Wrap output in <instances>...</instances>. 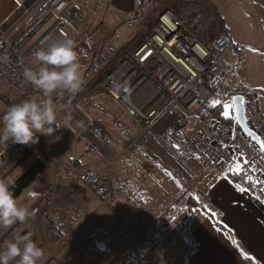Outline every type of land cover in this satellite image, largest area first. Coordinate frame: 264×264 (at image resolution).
Here are the masks:
<instances>
[{
    "label": "crops",
    "instance_id": "0c3cea01",
    "mask_svg": "<svg viewBox=\"0 0 264 264\" xmlns=\"http://www.w3.org/2000/svg\"><path fill=\"white\" fill-rule=\"evenodd\" d=\"M82 1L86 2L89 13V22L79 32L77 40L78 42L82 39V44L63 51L48 66L41 79L35 82L29 81L24 74L4 61L3 51L0 48V87L3 88L1 91L6 96L1 95L9 102L7 104L12 111L23 118L21 123H15L12 132L3 135L1 140L0 194L6 191L36 160L40 159L43 150L49 151V159L43 160L47 165L44 174L38 177L0 216V225H6V234H12L11 232L15 231L10 239L11 242L21 234H28L34 246L41 241L42 230L44 228L52 230L51 226L65 234L68 229L74 228L76 222L75 218L67 219V211L61 201L81 203L86 201L87 196L90 197L68 172L69 168L78 169L83 157L93 150L89 142L83 141L84 139H75L78 122L74 120L73 123H67L64 118H56L55 112L42 111L37 114L39 135L33 134L31 138L26 131L20 130L27 129L26 123L33 118L29 110L34 108L30 107L28 110L26 108L28 95L38 94L35 90L41 91L44 86L55 84L57 81L58 83L67 81L74 84L76 89L82 88L75 96L70 97L69 103L73 105L80 99V94L85 89L84 85L77 86L78 80L80 83L84 82L83 84L94 81V86L88 89L84 94L85 97L88 98L89 95L97 92L96 80H94L96 78L91 70V73L88 72L90 67L86 72H82L79 64L74 62L69 66L66 65V60L74 51H78L77 56L82 58L83 54L80 51L89 44L83 40L91 35L93 29L89 30V28L94 20L93 15L94 13L96 17L101 15L103 12L101 6L107 7L112 16H121L134 13L139 5L138 0ZM252 1L264 11V0ZM58 2L59 0H0V25L10 28V35L16 40L32 35L33 44L53 51L73 33L70 12L76 6L73 4L63 13L56 14L55 7ZM51 13L62 19L59 26H57L56 17L47 20ZM218 16L226 23L222 15L218 14ZM218 32L219 35L225 36L220 28ZM56 35H61L60 39H56L54 37ZM227 39L229 48L233 47L242 54L244 47L246 54L245 57L238 55L230 60L227 56L228 48L224 55L226 83L215 95V99L224 103L226 98H230V101L236 95L249 90L256 91L260 110L264 116V29L262 33L249 37V40H242L234 32ZM82 59L84 61V57ZM29 61L30 66H35L44 62V59L40 55H35L30 57ZM232 64L238 68L239 72L235 79L229 69ZM7 68L16 73L15 78ZM37 87L40 88L36 89ZM229 101L225 103L226 112L224 113L226 114L231 108ZM115 103L123 109L118 102ZM0 112L3 116H7L3 109H0ZM206 115L204 119L208 126L219 123L211 114L206 113ZM51 117L55 118L54 123L48 121ZM199 122L195 118L193 123L197 127ZM159 125L143 136L138 129L136 138L126 140L129 143L125 144L120 155L109 156L110 158L105 156L102 161L103 164L111 163V166H114L119 158L124 157L123 161L121 160L124 165L119 167L117 173L110 171L103 176V179L111 184L114 200L108 209L102 210H106L117 220L110 221L105 216L101 218L112 231L114 230L115 246H128L120 250L113 247L117 250L114 256L118 254V259L133 248L131 264H264V211L252 199L245 196L236 185L238 176L244 171H249L250 176L253 175L252 167L246 165L240 157H235L232 165L227 169L215 164L205 169L200 165L199 160H196L197 163L193 164L196 166L195 174L192 175L196 182L192 186H196L197 189L188 196L189 190H186L185 185L182 186L173 177L172 167H167L168 164L165 161L160 163L162 160L151 157H149L151 159L137 161L130 157L132 155L130 151L140 141L141 148V146H147L150 139L155 140L170 134L172 128L169 125L162 127ZM184 146L180 149H184ZM146 150L149 154L151 148L148 147ZM31 151L37 155L33 160L29 158ZM142 156L146 155L142 153ZM206 159L207 162H212L211 159L207 157ZM103 166L104 172L106 165ZM161 169L164 173L158 174L157 170ZM183 177L185 175L181 176ZM74 209L78 212L80 208L74 207ZM83 214L80 212L81 216ZM117 225H119L118 229H116ZM129 233L132 236L130 245L131 237L127 235ZM61 237L53 231L48 249L41 255L42 258H38V261L33 264H38L45 259L50 250H58ZM10 257L16 261L14 250H11Z\"/></svg>",
    "mask_w": 264,
    "mask_h": 264
},
{
    "label": "built area",
    "instance_id": "2783aa9c",
    "mask_svg": "<svg viewBox=\"0 0 264 264\" xmlns=\"http://www.w3.org/2000/svg\"><path fill=\"white\" fill-rule=\"evenodd\" d=\"M73 4L76 5L70 12L73 33L53 51L33 44L32 35L16 40L10 35V28L0 25L4 61L29 81L39 80L54 59L77 42L79 32L89 22L87 5L82 0H59L56 14L63 13ZM52 17H56L54 13L47 20ZM205 20L206 9L200 0H156L155 9L144 18L139 28V38L120 52L118 58L113 53L92 71L96 78L95 88L103 90L123 107L136 123L141 136L168 119L180 122L198 119L200 122L192 136L195 150L226 169L235 157L252 167L253 175L240 174L236 185L264 211V152L238 127L227 123L210 127L204 119L208 102L226 83L224 55L229 48V40L223 35L207 38ZM56 23L57 26L62 23L59 16ZM35 55H40L44 62L30 66L29 59ZM239 95L245 100L249 128L264 143V116L258 93L249 90ZM229 99H224V103ZM0 109L7 113L3 116L0 112L1 144L3 135L11 133L15 123L22 121L1 98ZM64 120L73 123V114L67 111ZM95 127L91 120L79 123L75 139L91 137ZM68 172L101 209L111 206L114 193L109 181L90 167L69 168ZM81 231L95 241L103 242L111 236L110 226L93 212L85 218L81 229H68L59 239L58 250H50L38 264H73ZM14 232L0 240V264H33L42 258L53 235L50 228H44L41 241L33 246L28 234H21L11 242ZM11 250H14L16 261L10 257ZM111 251L116 253L117 250L113 248ZM133 255L131 248L112 264L127 261Z\"/></svg>",
    "mask_w": 264,
    "mask_h": 264
},
{
    "label": "rangeland",
    "instance_id": "374dc122",
    "mask_svg": "<svg viewBox=\"0 0 264 264\" xmlns=\"http://www.w3.org/2000/svg\"><path fill=\"white\" fill-rule=\"evenodd\" d=\"M200 1L203 3L206 9L205 26L208 28L206 34L207 38H214L219 35V23L217 21L218 14L222 15V17L226 20L225 28L228 29H225L224 35L227 38H229L234 32L239 35L242 40H249V37L262 33L264 29V11H262L260 7H258L252 0ZM84 3L86 2L84 1ZM101 8L103 9V12L99 17L95 16L96 13L93 15L94 20L90 25L91 28H89V30L93 29L91 30V35L83 40L84 42L89 43L88 46L84 48L83 56L87 55L85 61H83L80 56H76V51H74V48L82 44V39L73 45L74 48L71 49V51L74 52L67 59H77L75 64L80 65L83 70L82 72H86L88 70V68L91 66L92 59L96 61L97 65L98 62H102V60L106 58L107 55L115 53L114 55H116L118 58L117 55L121 54L120 52L129 48L139 38V28L142 26L144 18L151 14L155 9V0H144L143 5L137 9V11L128 15L112 16L110 10L107 7L101 6ZM138 14L139 17H137ZM54 37L56 39H60L61 35H56ZM245 50L246 48L243 47L241 51L242 54H240L237 52V49L235 50L233 47L229 48L227 52V56L229 57L228 59L232 60L238 55L245 57ZM95 52L97 53L96 55H94ZM91 56L93 57L91 58ZM229 69L230 73L233 74L235 79L236 75L239 74L238 68L232 64L230 65ZM73 72L74 70L71 72V74ZM66 73L64 75H66ZM77 79L78 77L76 80ZM91 81H88L86 84H84L85 89H83L84 92L80 94V99H78L74 105L73 103H70L69 106L73 107H66L65 109L62 108L61 111L63 116L67 111L71 112L74 116V120L78 123L89 120L95 122L96 127L92 133V136L83 140L85 142L87 141V143L89 142L90 147H92L93 150L90 152V154H87L85 157H83V160L79 165L83 167H90L96 172V174L103 177L104 173L106 174V172L108 173L111 171L117 173L119 167L121 165L123 167L124 165V162L121 163V160L124 157L121 159L119 158L114 166H111L110 162V164H108L109 166L106 163L103 164L102 161L104 160L105 156L108 158L109 156L112 157L113 155H120L124 150L123 148L125 144L127 143L126 140L128 139L129 141L133 140L134 137L136 138L139 130L134 120L131 119L117 103L111 100L112 98L108 97L103 90L97 88V92H95V94L89 95L88 98L85 97L84 94L87 93L88 89L94 86L92 84L89 85V82ZM76 84L77 86H80L81 83L78 80ZM61 85L62 83L60 82L59 86ZM0 97L3 99L1 95ZM86 98L88 102L86 101ZM3 100L6 101L5 99ZM53 110L55 112L57 108L54 107ZM205 117H207V115H205ZM21 119V121H23V118ZM194 121L195 118H192L187 122H180L176 119L165 120L161 122L159 127L169 125L172 130L166 137L157 139L155 138V140L150 139L148 141L146 145L151 148V150H149V154L146 150V148H148L147 146L144 145L140 148V143H142L141 141L137 143L133 150L130 151V154L132 153L130 157L137 161H143L151 158H159L158 160H162L160 163L165 161L168 164L167 167H172L173 177L178 180L179 184H182V186L185 185L186 190H189L188 196L189 193L197 189L196 186H192L196 182L195 177L192 178V175L195 174L196 170V166L193 165L196 160H199L198 162H200V165L204 166L205 169H207L209 165H214V163H212L213 161L207 162L208 160L206 157L199 154L193 146L192 133L196 128V124L193 123ZM191 143L192 145L190 146ZM182 146L185 148L180 149ZM180 151L182 152V155ZM48 153L49 151L46 152L43 150V154L41 153L40 159L48 160ZM142 153H144L146 156H142ZM36 156L37 155L35 152L33 153L31 151L29 158L33 160L36 158ZM103 165H106L104 172L102 171V168L104 167ZM157 173L162 174L164 172L161 169L159 171L157 170ZM183 175H185V177L181 178ZM90 197L87 196L86 201L84 200V202L81 203H68L66 201H61L62 206L67 211V219L75 218L74 220L76 224L74 228L79 227L81 229L85 218L93 212L98 213L100 217L105 216V218L109 219L110 221L117 220V218L114 216L109 215L106 210L103 211L99 204L92 197ZM193 200L196 199L193 198ZM74 207H79V211L77 212ZM80 212L84 214L81 216ZM121 219L124 220L123 217H121ZM118 228L119 225L116 226V229ZM122 231L125 230L122 229ZM111 232V236L106 241H97L96 243L93 239L81 231L80 242H84L85 247H77L76 253L73 255V264H112L117 259L118 254L117 256H114L116 253H112L111 248L116 247L120 250L128 246H115L116 240L113 237L114 230H111ZM6 233V225H0V240L8 236ZM127 235L131 237L129 242L130 245L132 236L130 233ZM131 260L132 258H129L122 264H131Z\"/></svg>",
    "mask_w": 264,
    "mask_h": 264
},
{
    "label": "trees",
    "instance_id": "16d2710c",
    "mask_svg": "<svg viewBox=\"0 0 264 264\" xmlns=\"http://www.w3.org/2000/svg\"><path fill=\"white\" fill-rule=\"evenodd\" d=\"M143 1L144 0H138L139 6L137 9H139L143 5ZM137 17H139V14L137 15ZM217 21L219 23V28H220L221 32L225 33V29H226L225 26L226 25H225L224 21L222 20V18H220L218 15H217ZM80 52L82 54L84 53V47ZM77 53H78V51L76 52V56H77ZM96 54L97 53L95 52L94 55H96ZM69 56H70V54H69ZM69 56H68V58H69ZM93 56H91V58ZM83 57H84V61H85L87 55L82 56V58ZM76 60L77 59H74V58H72L70 60H66V63H67L66 65H72ZM96 67H97L96 61L94 59H92L91 66H90L88 72H90V70L92 72ZM7 69L10 70L9 68H7ZM10 73L13 75L14 78L16 77V73H13L11 70H10ZM69 80H74V79H69ZM16 83L18 84V82H16ZM27 84L29 85V83H27ZM59 84L60 83H58V81H57V82H55V84L51 83L50 85H48L46 87L44 86L43 89L41 88L42 89L41 91L34 89L35 91H38V94L36 96L33 94H30L31 93V90H30V93H29L30 95H28V97H27L28 106L26 109L28 110V109H30V107L34 108V110H31V109L29 110V112L33 116V118L31 121L26 123L28 130L25 128L20 129V130L26 131L30 135L31 138H32L33 134L39 135V133H40L39 128H38V121L39 120L37 118V114H39L42 111L54 112L53 108L56 107L57 110L55 111V117L58 119L64 118V116L62 115V111H61L62 108H64V109L66 107L70 108V106H69L70 105V103H69L70 97L75 96L78 92H80L82 90V88H79V89H76V87L74 88V86H73L74 84H70L67 81H65V83H62L61 86H59ZM82 84H83V82H81V85ZM90 84L93 85V80L90 82ZM55 86H57V87H55ZM78 87H80V86H78ZM38 88H40V87H37L36 89H38ZM1 90L3 91V88L0 87V95L4 94L6 96V94L4 92H2ZM35 91L32 90V92H35ZM4 102H6V101H4ZM229 104L231 105V108L228 111V113L226 114V113H224V112H226L225 103H221L220 101L217 100V98L215 99V96H214L207 104L206 113H209L212 116H214V119L219 123H227V124L234 125L235 118H234V110L232 107V100L229 101ZM48 121L51 123H54L55 118L51 117ZM81 167H83V166H78L77 168H81ZM248 173H249V171H244L243 175L246 177L250 176ZM51 227H52V230L56 232V234H58L60 236L64 235L63 232H60L57 228H55L53 226H51ZM95 242L97 243V241H95ZM83 246L85 247L84 242H80L79 247L82 248ZM102 252H104V251H102Z\"/></svg>",
    "mask_w": 264,
    "mask_h": 264
},
{
    "label": "water",
    "instance_id": "95a60500",
    "mask_svg": "<svg viewBox=\"0 0 264 264\" xmlns=\"http://www.w3.org/2000/svg\"><path fill=\"white\" fill-rule=\"evenodd\" d=\"M234 110V126L242 130L247 137L264 152L262 139L248 126L246 116L245 100L241 95L232 98ZM47 169L46 163L36 160L6 191L0 194V216L13 204L25 190H27Z\"/></svg>",
    "mask_w": 264,
    "mask_h": 264
},
{
    "label": "bare ground",
    "instance_id": "6f19581e",
    "mask_svg": "<svg viewBox=\"0 0 264 264\" xmlns=\"http://www.w3.org/2000/svg\"><path fill=\"white\" fill-rule=\"evenodd\" d=\"M125 111V110H124ZM126 112V111H125ZM127 113V112H126Z\"/></svg>",
    "mask_w": 264,
    "mask_h": 264
}]
</instances>
